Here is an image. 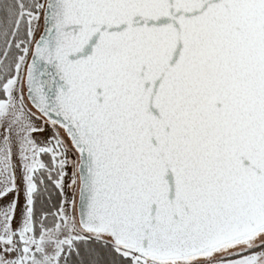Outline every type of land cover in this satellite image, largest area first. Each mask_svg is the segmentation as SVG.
<instances>
[{
	"label": "snow or ice",
	"instance_id": "snow-or-ice-1",
	"mask_svg": "<svg viewBox=\"0 0 264 264\" xmlns=\"http://www.w3.org/2000/svg\"><path fill=\"white\" fill-rule=\"evenodd\" d=\"M0 264H264V0H0Z\"/></svg>",
	"mask_w": 264,
	"mask_h": 264
}]
</instances>
